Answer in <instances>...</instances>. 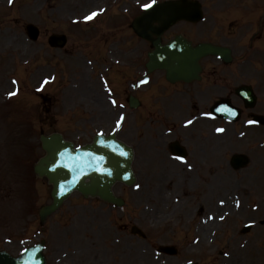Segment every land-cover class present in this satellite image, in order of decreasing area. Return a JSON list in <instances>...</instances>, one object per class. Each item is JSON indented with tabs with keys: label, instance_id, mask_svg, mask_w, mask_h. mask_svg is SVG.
Here are the masks:
<instances>
[{
	"label": "rangeland",
	"instance_id": "374dc122",
	"mask_svg": "<svg viewBox=\"0 0 264 264\" xmlns=\"http://www.w3.org/2000/svg\"><path fill=\"white\" fill-rule=\"evenodd\" d=\"M104 1L12 0L10 3L0 0V249L18 256L28 247L46 240L48 264H182L188 261L226 264L242 254L255 259L250 264H264V215L255 210L257 203L264 204L259 195V192L264 194L261 176L264 162L259 163L264 153V134L259 127H245L250 129L243 131L245 136L236 135L241 134L245 120L236 126L224 125L226 135L218 149L222 156L247 154L251 163L246 169L233 171L222 159L221 167L202 169L203 179L190 182L195 173L183 170L186 164L167 171L144 169L147 148H142L134 161L136 185L116 184L113 188L126 202L123 209L74 193L41 226L39 209L52 202V187L33 172L34 165L45 156L40 144L41 134L62 133L68 141L84 145L92 142L98 132H119L116 121L121 116L125 121L117 134L131 141L136 131L135 114L118 104L114 106L110 101L112 95L107 93L109 80L106 77L107 83L104 81L106 72L104 64L101 66L104 58H109V48L100 37L104 15L87 25L84 22L87 14L105 6ZM139 2L153 3V0ZM229 2L233 0H225ZM213 7L206 13L205 24L195 28L205 39L216 37L217 21L223 22ZM260 15L248 17L247 25L256 23L262 27L251 28V31L262 32L255 42L264 44V23L259 22ZM27 24L41 29L35 43L26 36ZM58 33L69 36V47L62 53L47 44L48 38ZM146 47L142 44L143 50ZM91 50H97L99 56H94L97 53ZM259 52L254 49L248 60L256 57L259 62L258 57L264 58ZM108 60L113 62L111 58ZM245 64L246 68H258L256 72L261 70L259 76L263 75L264 64L249 66L247 61ZM133 65L129 57L125 78L113 76L118 80L116 83L113 80L112 84L117 101L118 93L126 86L130 88L129 82L136 76L137 69L131 70ZM13 91L16 95L9 97L8 93ZM218 95L219 92H213L206 97L219 99ZM136 115L140 116V111ZM203 123L205 132L214 136L213 129L218 123L208 120ZM148 158L152 157L148 155ZM219 161L216 158L215 162ZM256 171L260 173L257 178ZM252 178L249 187L252 195L247 201H241L239 187H246ZM233 188H237L234 199ZM236 200L242 203L237 210L244 220L235 219L233 215L232 219L223 218L217 225L209 222L234 209ZM236 207L240 205L236 203ZM262 211L264 214V209ZM154 217L159 220L155 221ZM249 221L260 225L249 234L238 235V227L242 229ZM208 223L212 224L208 230L210 238L204 243L202 231L207 230ZM134 225L146 233L145 240L130 234ZM194 238L199 242L192 245ZM245 244L257 250L244 252ZM162 246L177 247L179 255L171 257L159 253ZM226 253L229 259H225Z\"/></svg>",
	"mask_w": 264,
	"mask_h": 264
},
{
	"label": "water",
	"instance_id": "95a60500",
	"mask_svg": "<svg viewBox=\"0 0 264 264\" xmlns=\"http://www.w3.org/2000/svg\"><path fill=\"white\" fill-rule=\"evenodd\" d=\"M201 12L198 6L192 2L178 1L168 3L158 9H153L147 14L141 23L135 26L136 31L142 37L151 39L148 31L150 28L142 22L157 21L160 27L155 29L157 33L164 31L170 25L180 19L189 21L201 20ZM32 38H36L37 31L31 29ZM158 35V34H157ZM64 39L58 44H63ZM156 51L151 56L148 65L150 69L157 67L168 71H183L199 67L192 65L193 59L187 57L194 53L189 48L184 47L182 41H176L172 45L161 46L159 42L155 44ZM205 48L201 47L199 54L204 53ZM182 78H191L187 72L180 74ZM43 148L47 156L42 159L37 166L38 174L47 176L54 185V204L43 212V217L51 214L62 204L74 190H79L85 196L100 195L103 199L114 201L111 193L112 185L121 181L126 184L134 182L131 170L132 151L124 145L115 141L113 136L97 137L91 146L74 150L73 145L65 143L60 136L54 135L49 138H42ZM122 149L124 151H119ZM121 153H124L123 155ZM83 156V157H82ZM103 159H100V158ZM82 158H89L86 168L78 165ZM85 169V172L83 170ZM89 179V182L86 180ZM0 264H46L41 250L30 249L21 258L13 259L6 253H0Z\"/></svg>",
	"mask_w": 264,
	"mask_h": 264
},
{
	"label": "bare ground",
	"instance_id": "6f19581e",
	"mask_svg": "<svg viewBox=\"0 0 264 264\" xmlns=\"http://www.w3.org/2000/svg\"><path fill=\"white\" fill-rule=\"evenodd\" d=\"M212 177V176H211ZM263 180H264V173L262 174ZM213 179V177H212ZM248 186H251V183H248ZM233 190V189H232ZM258 209L257 211L263 214V209H264V205L263 204H258L257 206ZM228 210V209H227ZM233 208L230 209L229 211H227L226 213H224L223 218L225 219H232L233 218ZM155 221H158L159 219L154 217ZM218 220H214L213 221V225H217ZM212 226V224L208 223L205 227L207 228V230H201L202 231V242L206 243V241L208 240V234L210 233V231H208L210 229V227ZM257 249L251 246H247L246 244L244 245V247L242 248V251L246 252V251H256ZM228 257L225 256V259H227ZM231 262L229 264H250V262H255V259L253 260L251 257L247 256V255H239L238 257H234L230 260Z\"/></svg>",
	"mask_w": 264,
	"mask_h": 264
},
{
	"label": "snow or ice",
	"instance_id": "6c2138e0",
	"mask_svg": "<svg viewBox=\"0 0 264 264\" xmlns=\"http://www.w3.org/2000/svg\"><path fill=\"white\" fill-rule=\"evenodd\" d=\"M9 2L11 3L12 2V0H9ZM153 2H154V0H153ZM143 7H145V8H148V7H151V4H146V5H143ZM97 15V13L96 12H93V13H91L89 16H87V17H85V19L86 20H91L93 17H95ZM45 82H47V81H45ZM144 82H146V81H142V83H144ZM16 82L15 81H13V84H15ZM14 95H16V92L15 91H13V92H9L8 93V96L9 97H11V96H14ZM112 103H113V105H115L116 104V101H112ZM123 119H124V117L123 116H121L117 121H116V127L117 128H119L120 126H121V122L123 121ZM187 123L188 124H190V123H192V121H187ZM250 123H251V121H250ZM217 131L218 132H221V131H223V129H217ZM122 155L124 154V153H121ZM100 159H103L102 157L100 158ZM178 159H180V158H178ZM137 187H139V185H137ZM221 203H223V201H221ZM239 205V202H237V206ZM223 217H221V219H222Z\"/></svg>",
	"mask_w": 264,
	"mask_h": 264
},
{
	"label": "flooded vegetation",
	"instance_id": "af4514ba",
	"mask_svg": "<svg viewBox=\"0 0 264 264\" xmlns=\"http://www.w3.org/2000/svg\"><path fill=\"white\" fill-rule=\"evenodd\" d=\"M216 72V75H217V81L220 83V85H221V87H223V83H224V80H223V76L221 75V70H216L215 71ZM228 91H234V89H235V86H232V85H230V86H226L225 87Z\"/></svg>",
	"mask_w": 264,
	"mask_h": 264
}]
</instances>
